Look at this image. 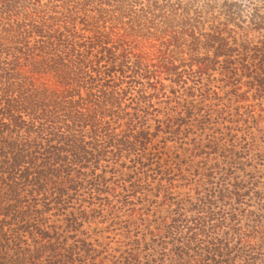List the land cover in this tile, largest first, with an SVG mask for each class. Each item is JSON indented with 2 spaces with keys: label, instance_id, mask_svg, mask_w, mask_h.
<instances>
[{
  "label": "trees",
  "instance_id": "16d2710c",
  "mask_svg": "<svg viewBox=\"0 0 264 264\" xmlns=\"http://www.w3.org/2000/svg\"><path fill=\"white\" fill-rule=\"evenodd\" d=\"M0 264H264V0H0Z\"/></svg>",
  "mask_w": 264,
  "mask_h": 264
}]
</instances>
